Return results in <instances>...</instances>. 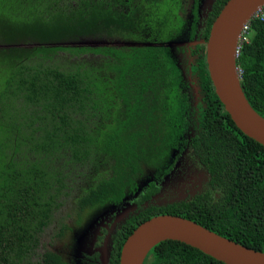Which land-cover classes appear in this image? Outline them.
Here are the masks:
<instances>
[{
    "label": "trees",
    "instance_id": "obj_1",
    "mask_svg": "<svg viewBox=\"0 0 264 264\" xmlns=\"http://www.w3.org/2000/svg\"><path fill=\"white\" fill-rule=\"evenodd\" d=\"M176 1L0 0V264H69L41 243L54 212L70 198L78 224H85L90 211L120 201L144 162L166 160L190 132L197 109L192 143L215 191L128 220L108 264H120L127 237L159 214L195 220L264 251V145L224 108L206 58L195 68L205 93V105L196 107L173 58L155 46L162 38L129 47L78 45L145 29L153 35L166 29L165 37L179 23L162 11ZM227 1L215 3L207 39ZM250 37L238 66L246 96L264 116V16L251 21ZM66 231L65 224L54 239ZM149 260L226 264L172 239L157 244Z\"/></svg>",
    "mask_w": 264,
    "mask_h": 264
},
{
    "label": "flooded vegetation",
    "instance_id": "obj_2",
    "mask_svg": "<svg viewBox=\"0 0 264 264\" xmlns=\"http://www.w3.org/2000/svg\"><path fill=\"white\" fill-rule=\"evenodd\" d=\"M217 1L180 0L173 3L177 5H170L166 10L162 11L163 15L174 19L173 23L182 24L188 19L187 23H185L188 26L184 32V37L188 40H195V45L185 43L183 47L174 48L178 56L173 60L179 67L183 79L189 83L187 91L190 96H194L196 99L193 102L190 97V104L196 107L199 104L205 105V93L202 92L199 71L195 70V68L199 67L203 57L206 58L205 40L207 38L205 33L209 22L208 19ZM122 7L126 8L124 4ZM185 12L187 13V19ZM181 29L176 26L174 29L168 30L165 37L167 38L168 35L170 36L176 31L178 33ZM165 32L166 29H163L161 33L153 35L152 32L145 29L139 36H133L134 38L146 39V41L162 38L159 42L161 43L166 40L165 37H162ZM193 79L195 81H192ZM196 84L200 86L199 92L195 91ZM198 94L200 95L199 97H197ZM198 110L196 115L192 117L194 120L190 119L191 125L187 129L190 132L184 133L183 140L169 150L166 160L155 161L156 163L151 164L144 162L141 170L135 177L133 185L125 190L121 200L107 205H115L113 209L108 211L109 207L104 208L106 207L104 206L94 213L97 216L92 220L93 222L95 220L97 222L93 232L87 237V242L91 244L87 250H83L84 256H77L74 251L65 247L56 250L54 239L52 243L54 232L53 230H49V226L45 227L41 232L42 245L47 244L48 248L60 254L69 264H108L117 239L121 240L125 235L122 230L128 220L140 216L150 208L154 207L156 209L158 207L175 205L179 202H187L197 196H205L207 193L215 191L212 176L192 143L193 138L196 136V129L193 124L196 121L198 122ZM140 180L144 181L142 185L140 184ZM87 224L88 220L84 226ZM45 233L49 237L45 236ZM108 251L110 255L109 259L107 262H104L103 257ZM150 262L151 260L145 263L150 264Z\"/></svg>",
    "mask_w": 264,
    "mask_h": 264
},
{
    "label": "water",
    "instance_id": "obj_3",
    "mask_svg": "<svg viewBox=\"0 0 264 264\" xmlns=\"http://www.w3.org/2000/svg\"><path fill=\"white\" fill-rule=\"evenodd\" d=\"M264 0H228L211 26L206 62L215 92L236 125L264 145V116L250 103L239 74V34ZM179 240L226 264H264V251L225 237L195 220L173 214L140 223L125 240L120 264H144L149 252L165 240ZM109 251L104 262L109 259Z\"/></svg>",
    "mask_w": 264,
    "mask_h": 264
},
{
    "label": "rangeland",
    "instance_id": "obj_4",
    "mask_svg": "<svg viewBox=\"0 0 264 264\" xmlns=\"http://www.w3.org/2000/svg\"><path fill=\"white\" fill-rule=\"evenodd\" d=\"M189 5V4H187ZM186 14V19H187V13ZM188 21V19H187ZM184 22L182 24L179 23L178 27H180V31L177 33V31L170 36L168 35L166 40L161 43H156L155 46H163L165 47L164 52L166 55H168L171 58L177 57V53L174 51V48H180L185 46V43H189L191 45H195V40H188L184 37V32L186 31L187 24L185 25ZM182 36V37H181ZM77 43H74V45H77ZM153 44L150 41H146V39H141V38H134L126 33H115L113 35H101L100 37L97 36H92L85 38L81 43L78 45L84 46V45H89V46H102V45H112V46H136V45H150ZM197 44V43H196ZM1 47V45H0ZM91 55H88V57ZM66 59L69 58L68 55L64 56ZM243 72V70H242ZM192 81H195L194 79ZM198 83V81H197ZM196 90L199 92L200 86L199 84H196ZM200 95L198 94L197 97ZM0 139V143H1ZM144 181L140 180V184L142 185ZM115 205L111 206H106L104 208L109 207L108 211H111ZM102 208V207H101ZM98 209H94L90 211V214L88 216V224L84 226V223L82 222L81 224H78L79 222L77 221V215L76 211L73 208V202H71L70 198H67L64 200L63 205L61 208L57 209L54 212L53 219L49 225V230H53L54 234L59 230L62 229L63 226L66 224L67 225V231L65 235L63 236L62 240H55L54 235V246L56 250H60L63 247L68 248L71 251H74L77 256H81L83 254V250H87L89 245L91 244L90 242H87V237L91 232H93L95 226H96V220L93 222L94 218L97 216L94 215V213ZM88 211V212H89ZM93 219V220H92ZM91 220V221H90ZM87 221V220H86ZM77 224V225H76ZM68 227H71V230H68ZM45 236L49 237L46 233ZM71 243V245H70ZM105 260V255L103 257Z\"/></svg>",
    "mask_w": 264,
    "mask_h": 264
},
{
    "label": "built area",
    "instance_id": "obj_5",
    "mask_svg": "<svg viewBox=\"0 0 264 264\" xmlns=\"http://www.w3.org/2000/svg\"><path fill=\"white\" fill-rule=\"evenodd\" d=\"M264 16V5L262 7H260V9L251 17L250 20H248L244 25L243 28L239 34V46H238V50L240 51L241 47L243 44L245 43H249L251 40V21L254 18H258V17H262ZM239 74H242V68L239 67Z\"/></svg>",
    "mask_w": 264,
    "mask_h": 264
},
{
    "label": "bare ground",
    "instance_id": "obj_6",
    "mask_svg": "<svg viewBox=\"0 0 264 264\" xmlns=\"http://www.w3.org/2000/svg\"><path fill=\"white\" fill-rule=\"evenodd\" d=\"M152 249H153V248H152ZM150 252H151V251H150ZM150 252H149V253H150ZM148 255H149V254H148ZM148 255H147V257H148ZM146 259H147V258H146ZM146 259H145V261H146ZM144 264H145V262H144Z\"/></svg>",
    "mask_w": 264,
    "mask_h": 264
},
{
    "label": "clouds",
    "instance_id": "obj_7",
    "mask_svg": "<svg viewBox=\"0 0 264 264\" xmlns=\"http://www.w3.org/2000/svg\"><path fill=\"white\" fill-rule=\"evenodd\" d=\"M241 76V75H240Z\"/></svg>",
    "mask_w": 264,
    "mask_h": 264
}]
</instances>
